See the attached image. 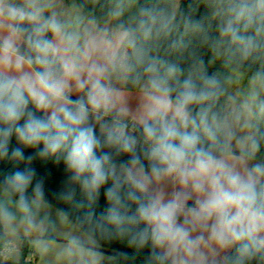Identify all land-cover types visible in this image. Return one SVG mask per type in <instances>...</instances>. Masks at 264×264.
I'll use <instances>...</instances> for the list:
<instances>
[{"label": "clouds", "instance_id": "obj_1", "mask_svg": "<svg viewBox=\"0 0 264 264\" xmlns=\"http://www.w3.org/2000/svg\"><path fill=\"white\" fill-rule=\"evenodd\" d=\"M52 5L53 0H0V157L31 160L20 147L9 151L15 137L41 157H62L89 192L111 182L104 192L111 203L105 219L110 230L129 236L128 246L149 248L148 264H209L211 254L229 249L237 264L264 260V163L240 168L234 162V131L227 121L210 119L205 107L218 98L214 78L202 84L187 78L174 87L177 69L151 60L143 67L138 128L130 130L129 108L111 75L122 59L120 48L135 53V32L120 31L114 42L61 20ZM234 11L245 31L264 26V0H241ZM222 35L245 55L256 47L233 20ZM253 84L264 89V72L255 74ZM258 97L254 87L236 117L237 123L245 117L248 132L238 143L247 159L260 146L264 100ZM194 105L200 106L196 115ZM34 175L26 168L6 179L9 199L0 200V225L10 234L17 213L27 232L42 234L41 183L34 186L35 200L25 194ZM132 205L131 215L121 211ZM35 243L42 253L51 250L45 240ZM78 252L83 246L72 238L61 254Z\"/></svg>", "mask_w": 264, "mask_h": 264}, {"label": "trees", "instance_id": "obj_2", "mask_svg": "<svg viewBox=\"0 0 264 264\" xmlns=\"http://www.w3.org/2000/svg\"><path fill=\"white\" fill-rule=\"evenodd\" d=\"M76 1L85 16L98 22L106 21L114 13L116 6V0ZM174 2L175 0H137L132 23L128 26L119 25L122 29L133 30L137 36L135 53L131 48H120L121 56L125 49L127 51L124 58L127 69L124 88L135 90L145 82L147 77L143 67L151 60L177 69L175 78L170 81L174 87L187 78L197 84H202L209 77L214 78L218 98L205 107H209L215 113L216 119L222 121L224 112L221 103L225 98L229 74L232 71L246 75L264 72V26L259 32L254 28L245 31L243 22L235 20L234 10L238 8L241 0H179L175 11ZM229 20L234 21L241 34L254 37L256 47L250 54L245 55L241 46L233 43L230 36L222 35V29ZM192 107L193 115H196L200 106ZM132 128H138V124ZM257 138L259 151L250 160L264 163V121L258 123ZM15 147L22 148L25 157H31V160H18L11 155L0 157V184L3 187H7L6 179L13 172L32 169L35 175L32 185L25 193L27 197H35L33 189L40 182L44 201L56 206L93 237L99 246L111 251L112 258L102 264H148L149 248L128 246L129 236L110 230L111 225L105 219L111 203L104 192L111 182L98 192H89L73 179V174L62 157H41L36 149L25 148L12 137L9 151ZM103 151L113 150L105 147ZM240 152L247 157V149ZM134 209L135 205H132L121 211L131 215ZM3 239L0 225V243ZM0 264H10V261H0ZM18 264L29 263L21 259ZM228 264H237L235 252ZM246 264H264V260L256 259Z\"/></svg>", "mask_w": 264, "mask_h": 264}, {"label": "crops", "instance_id": "obj_3", "mask_svg": "<svg viewBox=\"0 0 264 264\" xmlns=\"http://www.w3.org/2000/svg\"><path fill=\"white\" fill-rule=\"evenodd\" d=\"M52 11H54L61 20L78 24L83 30H86L93 35H106L107 37L113 39L114 42L118 33L125 30L115 23V19L112 15L104 22H98L92 17L85 16L76 0H53ZM45 14L48 15L49 13ZM126 76L127 69L124 60L121 59L118 61L116 70L112 72L111 80L114 87L119 89L124 96L125 104L130 111L128 123L132 126L138 124V118L141 114V89L144 83H142L140 87L135 90L125 89L123 84ZM73 98H75V96ZM227 118L228 117H226V114L224 113L222 122L228 121L226 120ZM97 129L99 130L98 125ZM235 130L239 132H235ZM232 131L235 133L231 143V152L236 158L234 162L240 168L245 166L250 167L256 162L247 159V157L240 152L246 148L241 147L240 143H238L239 141H243L248 130L245 128H233ZM240 131L242 132V135H244L243 138L242 135H239L241 133ZM5 189L6 188L0 184V200L9 199L5 193ZM10 199L12 201V204H10L11 210L15 212L16 209L14 202L17 198L13 195ZM29 200H35V197H31ZM37 219L43 221L42 234L27 232L23 224L20 222L19 213H17V220L14 225L16 229L14 234L8 233L4 226L1 225L4 238L13 239L18 244V249L15 250L9 259L10 264H18L21 259L27 262L25 256L29 251L34 252L36 255L34 261H28L29 264H102L112 258L111 251L99 246L93 237L85 233L77 226V224H75L53 204L42 200ZM72 238L79 240L80 244L83 246V252H78L69 258L62 255L61 251ZM37 239L47 241L51 246V250L48 253H42L36 246L35 241ZM93 254H96L95 257ZM233 254L234 249L225 251L217 250L216 253L209 256V264H228L229 259Z\"/></svg>", "mask_w": 264, "mask_h": 264}, {"label": "rangeland", "instance_id": "obj_4", "mask_svg": "<svg viewBox=\"0 0 264 264\" xmlns=\"http://www.w3.org/2000/svg\"><path fill=\"white\" fill-rule=\"evenodd\" d=\"M178 3L179 0H175L173 4L174 11L178 7ZM136 7L137 0H116L115 10L112 14L115 19V23H118V25L121 26H128L131 24L134 19ZM126 54L127 51L125 49V53L121 56L122 60H124ZM254 76L255 75H246L242 72L234 71H232L229 75L228 83L225 89V99L223 101L224 103H221V109L226 114V117H228L226 120H228L227 123L231 126V130H233V128L244 129L243 125L245 123V117L241 116L238 123L236 122V117L240 116L242 113L245 102L251 100V94L254 87H257L259 92V100H264V89H259L258 86H254ZM212 116H215V113L209 110V118L211 119ZM129 126L130 130H132L133 125L131 126V124H129ZM235 132L239 131L235 130ZM239 135L241 136L242 132ZM243 137L244 135H242V138Z\"/></svg>", "mask_w": 264, "mask_h": 264}, {"label": "built area", "instance_id": "obj_5", "mask_svg": "<svg viewBox=\"0 0 264 264\" xmlns=\"http://www.w3.org/2000/svg\"><path fill=\"white\" fill-rule=\"evenodd\" d=\"M18 249V244L13 239L4 238L2 242L0 243V261L4 262L10 259L11 255L15 252V250ZM35 253L32 251H29L25 259L29 262L35 260Z\"/></svg>", "mask_w": 264, "mask_h": 264}]
</instances>
